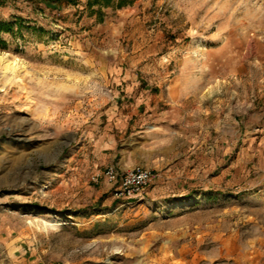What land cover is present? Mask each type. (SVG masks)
Wrapping results in <instances>:
<instances>
[{
  "label": "rangeland",
  "instance_id": "rangeland-1",
  "mask_svg": "<svg viewBox=\"0 0 264 264\" xmlns=\"http://www.w3.org/2000/svg\"><path fill=\"white\" fill-rule=\"evenodd\" d=\"M4 1L0 264H264V0Z\"/></svg>",
  "mask_w": 264,
  "mask_h": 264
},
{
  "label": "built area",
  "instance_id": "built-area-1",
  "mask_svg": "<svg viewBox=\"0 0 264 264\" xmlns=\"http://www.w3.org/2000/svg\"><path fill=\"white\" fill-rule=\"evenodd\" d=\"M104 177L107 183L114 188L116 196L129 200L142 197L154 180L153 172L141 166L129 169L111 166L106 170Z\"/></svg>",
  "mask_w": 264,
  "mask_h": 264
},
{
  "label": "trees",
  "instance_id": "trees-1",
  "mask_svg": "<svg viewBox=\"0 0 264 264\" xmlns=\"http://www.w3.org/2000/svg\"><path fill=\"white\" fill-rule=\"evenodd\" d=\"M5 1L0 0V6L3 5ZM100 2H103L104 5L109 6L112 3V0H95L94 2H91V7L94 5H100ZM125 0H119L118 1V7H121L124 5ZM11 31V26L7 24H0V33L5 32L8 33Z\"/></svg>",
  "mask_w": 264,
  "mask_h": 264
},
{
  "label": "crops",
  "instance_id": "crops-1",
  "mask_svg": "<svg viewBox=\"0 0 264 264\" xmlns=\"http://www.w3.org/2000/svg\"><path fill=\"white\" fill-rule=\"evenodd\" d=\"M158 134H160L161 132L160 131H158L157 132ZM165 142V140H160V143H164ZM166 144H169V143H166ZM166 146V145H165ZM167 151H169L170 150V147H169V145H167ZM156 150V149H155ZM172 150H173V148H172ZM135 166H141V167H145L146 166V164L144 163V162H142L141 160H138V159H134L133 160V167H135ZM145 168H147V167H145Z\"/></svg>",
  "mask_w": 264,
  "mask_h": 264
}]
</instances>
